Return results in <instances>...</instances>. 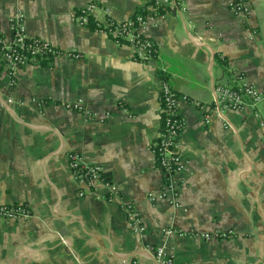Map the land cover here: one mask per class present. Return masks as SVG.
Instances as JSON below:
<instances>
[{
	"label": "crops",
	"instance_id": "1",
	"mask_svg": "<svg viewBox=\"0 0 264 264\" xmlns=\"http://www.w3.org/2000/svg\"><path fill=\"white\" fill-rule=\"evenodd\" d=\"M89 1L0 0V33L9 36V20L20 10L29 36L62 51L20 68L15 86L4 79L0 87V204H24L30 212L0 218V264H155L148 246L162 247L174 264L264 263V0H246L242 15L228 0H184V12L163 10L144 32L159 54L148 63L135 61L129 44L77 22ZM99 1L115 21L147 14L153 3ZM232 71L263 93L259 117L227 110L205 122L190 101L210 106ZM164 82L186 97L178 141L187 163L173 177L180 207L148 200L168 182L149 148L161 125ZM8 96L24 104L8 103ZM76 100L92 116L64 106ZM69 151L102 166L120 200L138 209L142 234L131 229L119 200L78 196ZM167 226L234 235H166Z\"/></svg>",
	"mask_w": 264,
	"mask_h": 264
},
{
	"label": "built area",
	"instance_id": "2",
	"mask_svg": "<svg viewBox=\"0 0 264 264\" xmlns=\"http://www.w3.org/2000/svg\"><path fill=\"white\" fill-rule=\"evenodd\" d=\"M230 10L236 15L246 14L249 10L246 0H228ZM186 10L184 0H153L151 11L147 14H136L123 21H115L108 15V9L100 6L99 0H90L76 15L80 25H93L94 30L105 33L117 43H127L132 48V58L141 63H148L158 58V49L154 42L145 35V29L151 25L156 27L158 20L164 17L163 10ZM103 13H97V11ZM9 36L0 33V87L6 79L9 87L16 84L18 70L29 64H38L43 59L54 57L62 53L57 47L42 37L29 36L24 25V15L16 10L9 20ZM197 44H204L203 37L190 36ZM78 56V55H75ZM185 96H180L167 83H162L159 88V108L161 125L156 140L150 145V152L155 158V169L168 178L166 185L156 193H149L148 200H167L171 206L180 207L179 193L174 181V175L186 169V160L181 154V145L178 141L184 121L180 113L179 102ZM263 93L252 85L240 71H232L230 80L226 84H218L215 87V99L210 106H206L196 100L190 102L203 112L205 122H209L213 114L220 119L223 111H244L251 109L259 117L257 104L262 100ZM8 103L17 102L24 104L22 100H16L12 96L7 97ZM67 109L81 111L87 115L92 114L86 110L81 100L64 104ZM261 125L264 122L261 120ZM68 168L73 180L78 184V196L83 197L90 193L94 198L105 201L119 200L121 209L125 212L131 229L139 234L145 231V225L138 209L128 201L120 200L117 185L109 180L102 166L91 164L84 160L76 151L66 154ZM30 212L24 204H0V218L8 220L26 219ZM171 226L163 229V233L175 232ZM179 236H199L204 240L228 238L234 235V231H196L193 229L176 231ZM156 256V264H174L171 259L165 257L162 247H150ZM125 264H138L137 261ZM264 264V263H262Z\"/></svg>",
	"mask_w": 264,
	"mask_h": 264
},
{
	"label": "water",
	"instance_id": "3",
	"mask_svg": "<svg viewBox=\"0 0 264 264\" xmlns=\"http://www.w3.org/2000/svg\"><path fill=\"white\" fill-rule=\"evenodd\" d=\"M156 264V263H155Z\"/></svg>",
	"mask_w": 264,
	"mask_h": 264
}]
</instances>
